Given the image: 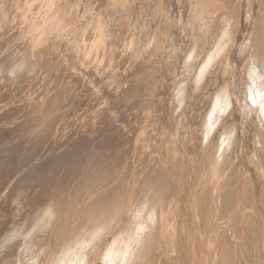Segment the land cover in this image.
<instances>
[{"label": "bare ground", "instance_id": "bare-ground-1", "mask_svg": "<svg viewBox=\"0 0 264 264\" xmlns=\"http://www.w3.org/2000/svg\"><path fill=\"white\" fill-rule=\"evenodd\" d=\"M0 264H264V0H0Z\"/></svg>", "mask_w": 264, "mask_h": 264}]
</instances>
